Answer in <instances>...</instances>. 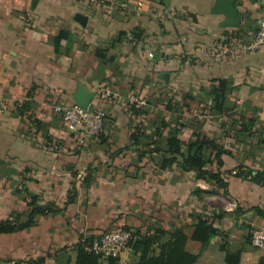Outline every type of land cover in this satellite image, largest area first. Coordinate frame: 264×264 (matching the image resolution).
Wrapping results in <instances>:
<instances>
[{"label": "crops", "instance_id": "1", "mask_svg": "<svg viewBox=\"0 0 264 264\" xmlns=\"http://www.w3.org/2000/svg\"><path fill=\"white\" fill-rule=\"evenodd\" d=\"M216 1L0 0V220L12 219L34 196L62 206L76 193L65 212L1 234L3 264L47 253L66 264L81 237L125 226L184 227L187 249L198 253L192 236L199 216L219 228L209 249L240 250L241 264L264 258V247L251 243L252 230L264 228V49L241 48L264 18V0H234L242 17L236 27L222 25ZM221 80L232 110L256 119L252 136L222 135L231 123L208 109ZM80 86H103L114 96L97 95L90 105L107 113L98 137L71 132L56 109L78 104ZM162 117L174 128L187 124L185 141L198 130L225 145L224 165L216 161L212 169L229 172L227 192L135 151L138 128L149 132ZM121 260L137 263L140 254L129 248Z\"/></svg>", "mask_w": 264, "mask_h": 264}, {"label": "trees", "instance_id": "2", "mask_svg": "<svg viewBox=\"0 0 264 264\" xmlns=\"http://www.w3.org/2000/svg\"><path fill=\"white\" fill-rule=\"evenodd\" d=\"M209 96L212 97L213 104L208 109L211 112L216 110L225 114L227 122L231 123L223 126V136L243 139L254 134L256 119L246 118L243 113L234 112L232 109L235 106L229 105L228 82L226 80L219 81V84L212 88ZM261 100L262 96L258 92L252 98L253 106L260 105ZM169 108H172L171 104H169ZM196 123V119H191L189 124L196 125ZM179 126L174 128L171 122L162 117L153 124L149 132L139 127L133 135L135 151L141 157L148 155L150 160L162 169H168L174 165L183 166L185 169L193 171L196 179L212 183L227 192L229 186L227 173L229 174V172H223L220 169L214 171L212 167L216 161L219 166L224 165L222 157L229 153L228 149L224 144L207 137L198 130H195L190 139L185 141L180 134L181 127H186L187 124H179ZM145 138L149 140L144 142L143 139ZM240 170L237 172L238 175L244 176L246 171ZM82 181L83 184H88L90 181L89 174ZM215 190L214 188V190L209 191L214 192ZM75 197V192L70 194L62 206L52 203L45 206L40 204L37 196L32 197L27 208L22 211H15L12 219L0 220V235L29 228L34 225L38 216L65 212L75 202ZM193 228L192 238L201 244L198 253H193L187 249L189 236L184 227H178L171 231L163 228H155L152 231L148 227L145 232L141 228L132 230L129 226L120 229L132 231L133 237L129 248L140 254V260L133 264H241L242 254L240 250H232L225 245L220 250L209 249V244L219 230L214 221L199 216ZM100 235L81 237L79 243L68 254L66 264H129L124 263L120 256H105L88 250L87 246ZM57 257L58 254L47 253L41 258L29 259L26 264H58ZM4 262L0 259V264ZM255 264H264V258Z\"/></svg>", "mask_w": 264, "mask_h": 264}, {"label": "built area", "instance_id": "3", "mask_svg": "<svg viewBox=\"0 0 264 264\" xmlns=\"http://www.w3.org/2000/svg\"><path fill=\"white\" fill-rule=\"evenodd\" d=\"M241 43V42H240ZM241 48L249 52H257L264 49V18L259 20L258 28L250 41L241 43ZM98 96L106 101H111L114 96L105 87L98 88ZM132 103L138 102V98L133 95ZM57 111L61 112L67 128L73 132H85L89 136L98 137L105 131V121L107 113L100 108H84L79 104L58 106ZM83 179L85 173H80ZM132 231L117 229L101 234L98 238L87 246L88 250L105 256H122L130 247ZM251 243L259 248L264 247V228L256 227L251 232Z\"/></svg>", "mask_w": 264, "mask_h": 264}, {"label": "water", "instance_id": "4", "mask_svg": "<svg viewBox=\"0 0 264 264\" xmlns=\"http://www.w3.org/2000/svg\"><path fill=\"white\" fill-rule=\"evenodd\" d=\"M213 12L225 16L223 26L236 27L242 19L234 0H217ZM97 95V90L93 91L85 86H80L75 94V100L82 107L88 108Z\"/></svg>", "mask_w": 264, "mask_h": 264}, {"label": "rangeland", "instance_id": "5", "mask_svg": "<svg viewBox=\"0 0 264 264\" xmlns=\"http://www.w3.org/2000/svg\"><path fill=\"white\" fill-rule=\"evenodd\" d=\"M129 249V248H128ZM128 250H126L124 253H123V255L127 252ZM121 258H122V256H120ZM124 262V261H123Z\"/></svg>", "mask_w": 264, "mask_h": 264}]
</instances>
